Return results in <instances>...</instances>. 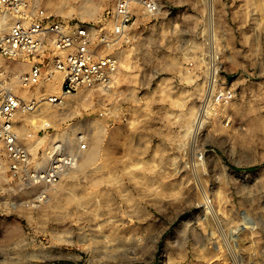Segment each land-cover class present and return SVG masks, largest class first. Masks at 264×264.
<instances>
[{
    "label": "rangeland",
    "instance_id": "obj_1",
    "mask_svg": "<svg viewBox=\"0 0 264 264\" xmlns=\"http://www.w3.org/2000/svg\"><path fill=\"white\" fill-rule=\"evenodd\" d=\"M114 1L41 5L100 27ZM154 1L135 9L109 87L17 112L36 165L57 141L85 148L30 208L11 209L8 196L30 192L2 182L15 190L0 193V264H264V5L211 0L210 29L208 0ZM11 83L23 98L51 94ZM224 86L232 101L192 135L206 91Z\"/></svg>",
    "mask_w": 264,
    "mask_h": 264
},
{
    "label": "built area",
    "instance_id": "obj_2",
    "mask_svg": "<svg viewBox=\"0 0 264 264\" xmlns=\"http://www.w3.org/2000/svg\"><path fill=\"white\" fill-rule=\"evenodd\" d=\"M261 3L264 5V0ZM136 8L152 14L157 5L154 0H115L108 12V25L94 27L56 18L39 0H0V24L3 16L9 23L7 30L0 32V193L15 190L2 186V182L30 192L20 202L8 196L11 209L18 205L30 208L46 200L50 189L75 165L85 148L78 143L75 150H69L57 141L46 151V160L36 165L16 132L17 112H34L42 104L62 105L67 96L83 88L109 87L119 65L115 50L130 29ZM2 59L29 61V68L13 73ZM56 75L60 76L57 91L38 98H23L11 83L14 78L18 88L29 91L54 83ZM210 80L212 83L213 78L208 76V84ZM234 93L231 86L211 94L207 90L197 117L206 110L209 113L217 106L228 105ZM43 125L41 130L51 128L49 122Z\"/></svg>",
    "mask_w": 264,
    "mask_h": 264
},
{
    "label": "bare ground",
    "instance_id": "obj_3",
    "mask_svg": "<svg viewBox=\"0 0 264 264\" xmlns=\"http://www.w3.org/2000/svg\"><path fill=\"white\" fill-rule=\"evenodd\" d=\"M261 1V0H260ZM39 2H40V4H41V0H39ZM208 5L210 6V29H212V24H213V18H212V4H211V0H208ZM262 4V3H261ZM45 6L46 7H49L50 9H52V11H55L56 9H54V8H51V6L49 5V3H47L46 2V4H45ZM44 7V6H43ZM7 17L6 16H3V18H2V23L0 24V32H2V31H4V30H7V28L9 27V23L7 22V19H6ZM212 39H214V34H211L210 35V40H212ZM213 41V40H212ZM14 68L17 70V71H23V70H25L26 69V65H25V63H22V62H19L18 63V61H16V63H15V66H14ZM11 69V68H10ZM215 70V69H214ZM214 76V75H213ZM102 89V88H101ZM23 96V95H22ZM202 118V117H201ZM202 122H201V119H200V117H198L197 119H196V122L194 123V128L192 129V128H190V133L192 134V135H194V133L196 132V130H198V127L200 126V124H201ZM193 127V126H192ZM23 130V129H22Z\"/></svg>",
    "mask_w": 264,
    "mask_h": 264
},
{
    "label": "crops",
    "instance_id": "obj_4",
    "mask_svg": "<svg viewBox=\"0 0 264 264\" xmlns=\"http://www.w3.org/2000/svg\"><path fill=\"white\" fill-rule=\"evenodd\" d=\"M2 62L4 63V65H6L7 66V68H8V70L10 71V72H13V73H18V74H20V73H22V72H25V71H27L28 70V68H29V61H24V62H22V63H25V65H26V69L25 70H23V71H17L15 68H14V66H15V63H16V61L15 60H8V59H2ZM19 62H21V61H18V63ZM11 68V69H10ZM56 80H55V82L57 81V85H55L54 87V89L52 88L51 89V87L50 86H46V88L49 90V92H56L57 91V88L59 87V82H60V76L59 75H56V78H55ZM54 82V83H55ZM19 95H21L22 96V92L21 93H19V91L17 90L16 91ZM26 96H27V93H26ZM25 96V97H26ZM32 96H34L33 94L31 95V97ZM23 97V96H22Z\"/></svg>",
    "mask_w": 264,
    "mask_h": 264
}]
</instances>
